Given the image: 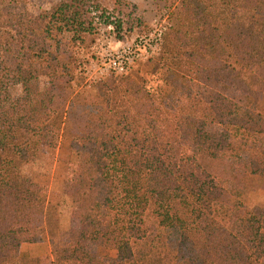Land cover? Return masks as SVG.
I'll use <instances>...</instances> for the list:
<instances>
[{
	"label": "trees",
	"instance_id": "1",
	"mask_svg": "<svg viewBox=\"0 0 264 264\" xmlns=\"http://www.w3.org/2000/svg\"><path fill=\"white\" fill-rule=\"evenodd\" d=\"M174 1L147 76L109 74L84 95L59 37L127 36L129 2L33 14L0 0V264H36L16 248L34 241L37 190L20 166L61 144L76 157L72 224L65 244L49 238L51 264H264V204L246 198L264 184V0Z\"/></svg>",
	"mask_w": 264,
	"mask_h": 264
},
{
	"label": "rangeland",
	"instance_id": "2",
	"mask_svg": "<svg viewBox=\"0 0 264 264\" xmlns=\"http://www.w3.org/2000/svg\"><path fill=\"white\" fill-rule=\"evenodd\" d=\"M25 3L26 8L31 13H37L40 9L48 8L56 0H20ZM129 2L124 12L123 18L132 25V30L127 36L121 39H114L107 28L97 27L95 33L83 44L71 45L64 34L60 35L59 43L64 45L70 54L74 56L79 66L83 63L87 66L89 59L95 60L99 53L116 49L124 41H132L138 35L146 33L155 23H161L163 18L171 25L172 19L169 12L176 9L174 0H127ZM132 18H138L144 24L135 26L130 22ZM163 41V39H162ZM167 48L164 41L161 44L158 55ZM146 61H136L130 68L127 76H147ZM77 73V71H76ZM82 94L87 95L92 83L87 84L82 76L77 73ZM44 82V78H40ZM9 91L12 99L18 103L21 96L19 83L15 78L9 77ZM260 101L264 105V85L261 89ZM16 105V103H15ZM63 144L55 148L41 149L36 155L20 166L22 174L30 177L37 184V190L33 202V214L27 229V236L33 237L34 241L20 243L16 248L28 252L31 260L36 264H51L48 254L49 238H54L59 244L67 242L65 230L72 224L71 211L73 209V173L76 168V157L74 153L67 152ZM247 202L255 200L264 204V184L260 178L253 177L250 180V188L247 192ZM109 255L114 254V249H103Z\"/></svg>",
	"mask_w": 264,
	"mask_h": 264
},
{
	"label": "built area",
	"instance_id": "3",
	"mask_svg": "<svg viewBox=\"0 0 264 264\" xmlns=\"http://www.w3.org/2000/svg\"><path fill=\"white\" fill-rule=\"evenodd\" d=\"M169 26L166 18H163L161 23H155L132 41H124L116 49L99 53L95 60L89 59L87 66L83 63L79 66V63L76 71L87 84L104 79L109 74L126 75L136 61L158 55L163 34Z\"/></svg>",
	"mask_w": 264,
	"mask_h": 264
}]
</instances>
